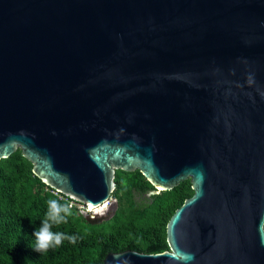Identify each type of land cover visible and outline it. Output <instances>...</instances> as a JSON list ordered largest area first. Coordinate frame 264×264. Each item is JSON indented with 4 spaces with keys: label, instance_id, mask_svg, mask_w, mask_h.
<instances>
[{
    "label": "water",
    "instance_id": "water-1",
    "mask_svg": "<svg viewBox=\"0 0 264 264\" xmlns=\"http://www.w3.org/2000/svg\"><path fill=\"white\" fill-rule=\"evenodd\" d=\"M17 150L92 210L117 170L149 195L190 180L167 250L104 264H264V0H0V160Z\"/></svg>",
    "mask_w": 264,
    "mask_h": 264
},
{
    "label": "trees",
    "instance_id": "trees-1",
    "mask_svg": "<svg viewBox=\"0 0 264 264\" xmlns=\"http://www.w3.org/2000/svg\"><path fill=\"white\" fill-rule=\"evenodd\" d=\"M112 197L115 213L102 222H90L75 205L66 223L53 225L54 233L65 238L59 246L40 253L35 250L34 232L42 225L48 201L61 204L69 198L55 193L33 173L32 163L17 150L0 160V264H104L110 252L133 249L156 253L168 249L166 225L174 211L193 194L190 180L172 190L152 194L149 199L137 193L155 191L139 171L117 170ZM65 197V198H61Z\"/></svg>",
    "mask_w": 264,
    "mask_h": 264
},
{
    "label": "clouds",
    "instance_id": "clouds-1",
    "mask_svg": "<svg viewBox=\"0 0 264 264\" xmlns=\"http://www.w3.org/2000/svg\"><path fill=\"white\" fill-rule=\"evenodd\" d=\"M71 208V204H61L57 199L48 201L46 218L42 220L39 229L34 232L36 240L34 248L36 251L46 252L51 247L59 246L65 238L70 239L73 243L75 242V237H65L63 233H54L51 230L54 224L59 225L67 222L66 217L72 214ZM88 211H92V208H89Z\"/></svg>",
    "mask_w": 264,
    "mask_h": 264
},
{
    "label": "rangeland",
    "instance_id": "rangeland-1",
    "mask_svg": "<svg viewBox=\"0 0 264 264\" xmlns=\"http://www.w3.org/2000/svg\"><path fill=\"white\" fill-rule=\"evenodd\" d=\"M143 199L147 200L149 199V195H147L146 197H144ZM107 206L106 207H103L104 205L96 208V209H93L92 210V214H93V217L92 219L93 220H99V221H103V220H106L108 219L111 215H112V212H113V209L115 206H117V199L115 197H112L110 199L109 202H107L106 204ZM84 215H88L90 214V211H88V208L85 206V205H82L80 203H77L75 205ZM106 210V211H105Z\"/></svg>",
    "mask_w": 264,
    "mask_h": 264
},
{
    "label": "flooded vegetation",
    "instance_id": "flooded-vegetation-1",
    "mask_svg": "<svg viewBox=\"0 0 264 264\" xmlns=\"http://www.w3.org/2000/svg\"><path fill=\"white\" fill-rule=\"evenodd\" d=\"M149 193H150V191L147 192V193H146V192H144V193H140V192H139V193L136 194V198H139V200H140L141 198L143 199L144 197H146L147 195H149ZM150 196H151V195H149V197H150Z\"/></svg>",
    "mask_w": 264,
    "mask_h": 264
},
{
    "label": "built area",
    "instance_id": "built-area-1",
    "mask_svg": "<svg viewBox=\"0 0 264 264\" xmlns=\"http://www.w3.org/2000/svg\"><path fill=\"white\" fill-rule=\"evenodd\" d=\"M55 193H57L56 191H54ZM61 198H65V197H62V196H60ZM78 202H76V201H73V200H69V204H71V205H76ZM82 205H84V204H82Z\"/></svg>",
    "mask_w": 264,
    "mask_h": 264
},
{
    "label": "snow or ice",
    "instance_id": "snow-or-ice-1",
    "mask_svg": "<svg viewBox=\"0 0 264 264\" xmlns=\"http://www.w3.org/2000/svg\"><path fill=\"white\" fill-rule=\"evenodd\" d=\"M106 206H107V205L105 204V207H106ZM91 207H92V205L90 204V205H89V208H91Z\"/></svg>",
    "mask_w": 264,
    "mask_h": 264
},
{
    "label": "bare ground",
    "instance_id": "bare-ground-1",
    "mask_svg": "<svg viewBox=\"0 0 264 264\" xmlns=\"http://www.w3.org/2000/svg\"><path fill=\"white\" fill-rule=\"evenodd\" d=\"M105 204H107V203H105ZM105 204H104V206L103 207H105ZM102 206V205H101Z\"/></svg>",
    "mask_w": 264,
    "mask_h": 264
}]
</instances>
